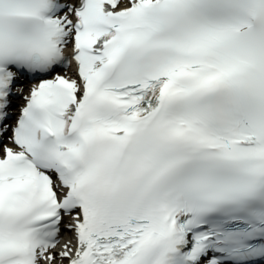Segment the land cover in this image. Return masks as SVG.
Here are the masks:
<instances>
[{"label": "snow or ice", "instance_id": "obj_1", "mask_svg": "<svg viewBox=\"0 0 264 264\" xmlns=\"http://www.w3.org/2000/svg\"><path fill=\"white\" fill-rule=\"evenodd\" d=\"M0 264H264V0H0Z\"/></svg>", "mask_w": 264, "mask_h": 264}, {"label": "bare ground", "instance_id": "obj_2", "mask_svg": "<svg viewBox=\"0 0 264 264\" xmlns=\"http://www.w3.org/2000/svg\"><path fill=\"white\" fill-rule=\"evenodd\" d=\"M29 87L26 88V90L28 89ZM20 103H23V99L21 98L20 100ZM69 235L70 234H66L62 237V240H61V243H63L65 240L69 239Z\"/></svg>", "mask_w": 264, "mask_h": 264}]
</instances>
